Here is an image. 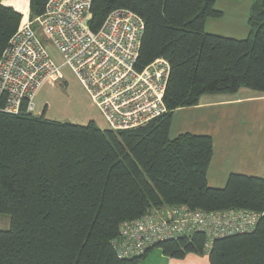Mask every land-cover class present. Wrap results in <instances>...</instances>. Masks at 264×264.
<instances>
[{"label":"trees","instance_id":"1","mask_svg":"<svg viewBox=\"0 0 264 264\" xmlns=\"http://www.w3.org/2000/svg\"><path fill=\"white\" fill-rule=\"evenodd\" d=\"M216 1L92 0L93 30L117 7L144 19L137 69L160 57L170 62L167 111L147 124L112 130L0 111V213L11 220L0 229V264H139L155 247L174 258L208 253L210 264H264V214L253 230L215 237L210 248L204 231L127 258L113 246L124 221L153 210L264 209L262 177L231 173L224 187L209 186L211 135L170 137L174 110L205 94L264 93V0H253L245 38L206 31L208 18L223 15ZM46 3L30 0V16ZM22 22L0 0V58Z\"/></svg>","mask_w":264,"mask_h":264},{"label":"built area","instance_id":"2","mask_svg":"<svg viewBox=\"0 0 264 264\" xmlns=\"http://www.w3.org/2000/svg\"><path fill=\"white\" fill-rule=\"evenodd\" d=\"M92 0H47L45 11L27 21L10 37L0 58V111L34 113L41 86L63 77L69 67L104 116L108 128H137L167 111L164 96L171 65L160 57L137 69L144 19L117 7L102 25L90 26ZM38 28L62 56L58 64ZM264 214L249 209L205 212L177 205L153 210L124 221L113 240L119 257L138 256L169 238L204 231L208 248L218 236L247 232Z\"/></svg>","mask_w":264,"mask_h":264},{"label":"crops","instance_id":"3","mask_svg":"<svg viewBox=\"0 0 264 264\" xmlns=\"http://www.w3.org/2000/svg\"><path fill=\"white\" fill-rule=\"evenodd\" d=\"M242 1L230 0L225 3L240 8ZM2 3L22 13L21 25L30 16V0H2ZM252 3L253 0L243 2L245 4L244 13L233 16L236 24L243 20L242 33L244 36L240 38H245L249 34L248 17ZM209 21L211 20L208 18L206 26ZM63 79L64 74L59 81ZM47 82L55 83L52 80ZM34 114L44 115L47 118L42 108ZM90 121H94L102 129L108 127V125L101 127L98 121L90 116L76 123L87 124ZM184 132L209 134L213 137V156L207 171L209 186L224 187L231 173L264 178V93L241 87L234 93L205 94L197 105L179 107L174 110L170 137L174 138ZM139 264H210V261L208 253L202 255L189 253L184 258H174L165 255L160 248L155 247L150 249Z\"/></svg>","mask_w":264,"mask_h":264},{"label":"rangeland","instance_id":"4","mask_svg":"<svg viewBox=\"0 0 264 264\" xmlns=\"http://www.w3.org/2000/svg\"><path fill=\"white\" fill-rule=\"evenodd\" d=\"M225 1L230 0H217L215 3L216 8L225 10L223 11L224 16L222 15L223 17L221 16V18H209L211 21L208 22L206 31L216 32L223 36L226 35L228 37L240 38L244 36L242 33L244 25L242 22L243 20H241L239 24H236L233 16H239L244 13L245 4H243V2L247 0L241 2L240 8L232 7V4H226ZM214 22L218 24H213ZM34 28L38 30L40 39L47 44L48 51L52 58L58 64L62 63V56L49 42L47 36L43 34L37 25H35ZM62 71L64 74L63 80L59 81V79L54 78L52 81L55 83L52 84L51 82L46 81V83H44L39 89L40 92L38 91L39 93H37L35 97V112H38V110L42 108L43 113L47 118L73 123L84 121L85 118L90 116L94 117L101 127H107L105 118L102 116L77 76L66 66ZM10 226V216L0 213V229H8Z\"/></svg>","mask_w":264,"mask_h":264}]
</instances>
